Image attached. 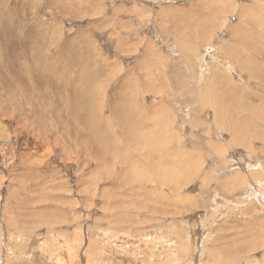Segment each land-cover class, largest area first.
<instances>
[{"label": "rangeland", "instance_id": "rangeland-1", "mask_svg": "<svg viewBox=\"0 0 264 264\" xmlns=\"http://www.w3.org/2000/svg\"><path fill=\"white\" fill-rule=\"evenodd\" d=\"M93 263L264 264V0H0V264Z\"/></svg>", "mask_w": 264, "mask_h": 264}, {"label": "bare ground", "instance_id": "bare-ground-1", "mask_svg": "<svg viewBox=\"0 0 264 264\" xmlns=\"http://www.w3.org/2000/svg\"><path fill=\"white\" fill-rule=\"evenodd\" d=\"M80 7V6H79ZM46 11V10H45ZM257 11V10H256ZM69 13V12H68ZM147 17V16H146ZM255 19V18H254ZM251 20V19H250ZM152 21H153V19H152ZM148 23V22H147ZM66 48V47H65ZM64 48V49H65ZM63 49V50H64ZM229 58V57H228ZM215 66V65H214ZM233 67V66H232ZM231 68V67H230ZM120 71V70H119ZM262 71V70H261ZM209 72V71H208ZM261 73V72H260ZM219 76V75H218ZM224 76V75H223ZM202 77V76H201ZM226 77V76H225ZM216 79V78H215ZM214 79V80H215ZM228 79V78H227ZM218 81V80H217ZM216 81V82H217ZM227 81V80H226ZM219 82V81H218ZM230 82V81H229ZM229 82H227V83H229ZM223 83V82H222ZM225 83V82H224ZM219 84H220V82H219ZM255 84H257V83H255ZM221 86H222V84H221ZM212 87V86H211ZM126 91V90H125ZM210 91V90H209ZM89 93V92H88ZM206 95H203V97H205ZM79 97V96H78ZM188 97V96H187ZM76 98V97H75ZM206 99L205 100H207V97H205ZM220 101V100H219ZM121 102V101H120ZM122 103V102H121ZM75 105V104H74ZM106 114V113H105ZM117 118V117H116ZM161 119H163L164 120V122H166L167 120L164 118V116L162 117L161 116ZM202 119V118H201ZM168 124V123H167ZM171 125V124H170ZM161 131V130H160ZM234 133H235V131H234ZM213 138V137H212ZM145 148V147H144ZM91 161V160H90ZM89 163V162H88ZM116 165V164H115ZM213 186V185H212ZM263 188V187H262ZM227 202V201H226ZM176 220V219H175ZM50 222V221H49ZM127 228V227H126ZM126 231V230H125ZM73 236V235H72ZM23 239V238H22ZM126 252V251H125ZM84 261V260H83ZM94 261V260H93ZM159 262V261H158ZM94 264V263H93Z\"/></svg>", "mask_w": 264, "mask_h": 264}]
</instances>
